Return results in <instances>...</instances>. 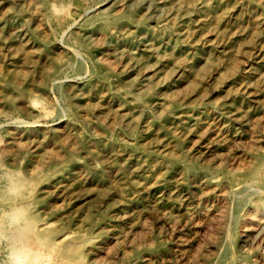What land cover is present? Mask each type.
<instances>
[{"label": "rangeland", "instance_id": "obj_1", "mask_svg": "<svg viewBox=\"0 0 264 264\" xmlns=\"http://www.w3.org/2000/svg\"><path fill=\"white\" fill-rule=\"evenodd\" d=\"M263 147L264 0H0V215L49 264H264Z\"/></svg>", "mask_w": 264, "mask_h": 264}, {"label": "clouds", "instance_id": "obj_2", "mask_svg": "<svg viewBox=\"0 0 264 264\" xmlns=\"http://www.w3.org/2000/svg\"><path fill=\"white\" fill-rule=\"evenodd\" d=\"M0 240L7 255L5 264H49L42 244L35 242L25 210L10 207L0 215Z\"/></svg>", "mask_w": 264, "mask_h": 264}, {"label": "bare ground", "instance_id": "obj_3", "mask_svg": "<svg viewBox=\"0 0 264 264\" xmlns=\"http://www.w3.org/2000/svg\"><path fill=\"white\" fill-rule=\"evenodd\" d=\"M58 7V6H57ZM58 9V8H57ZM61 18V17H60ZM63 18V17H62ZM63 20V19H62ZM260 20V19H259ZM261 20H263V19H261ZM262 22V21H261ZM259 25V24H258ZM251 31V30H250ZM252 32H254V31H252ZM249 34V33H248ZM259 34V33H258ZM257 35V34H256ZM249 36H251V35H249ZM257 38V37H256ZM260 38H261V36H260ZM245 44V43H244ZM247 44V43H246ZM245 49V48H244ZM246 50V49H245ZM221 51V50H220ZM226 51V50H225ZM249 52H250V50H248ZM247 51V52H248ZM219 52V51H218ZM224 52V51H223ZM251 53V52H250ZM247 54H249V53H247ZM217 55H219V54H217ZM226 56V55H225ZM221 57V56H220ZM223 57V56H222ZM215 60H216V58H215ZM214 60V61H215ZM218 60V59H217ZM218 63V62H217ZM215 64V63H214ZM213 64V65H214ZM232 80H233V78H232ZM262 81V80H261ZM227 82H228V80H227ZM232 83H234V82H232ZM237 83H239V82H237ZM241 83V82H240ZM248 85H249V83H247ZM231 85V84H230ZM242 85V84H241ZM240 85V86H241ZM237 86V85H236ZM239 86V87H240ZM263 86V85H262ZM246 87V86H245ZM258 87V86H257ZM262 88V87H261ZM241 90V89H240ZM251 90V89H250ZM239 91V90H238ZM252 91V90H251ZM254 91V90H253ZM237 92V91H236ZM230 93V92H229ZM249 93V92H248ZM252 93V92H251ZM255 93V92H254ZM246 94V93H245ZM228 95V94H227ZM46 108V107H45ZM231 109V108H230ZM239 109V108H238ZM232 113V112H231ZM234 113V112H233ZM230 114V113H229ZM254 116H256V115H254ZM218 117V116H217ZM232 117V116H231ZM235 117H237V116H235ZM234 117V118H235ZM242 119V118H241ZM213 121V120H212ZM238 121V120H237ZM250 121V120H249ZM240 122V121H239ZM207 125V124H206ZM256 125V124H255ZM252 126V125H251ZM206 127V126H205ZM253 127V126H252ZM257 127V126H256ZM204 128V127H203ZM202 128V129H203ZM179 129V128H178ZM212 129V128H211ZM210 129V130H211ZM252 129V128H251ZM257 128H255V130H256ZM185 130V129H184ZM190 132V131H189ZM188 132V133H189ZM258 132V131H257ZM187 132H185V134H186ZM202 133H204L203 131H202ZM201 133V134H202ZM251 133H253V131H251ZM184 134V135H185ZM256 135V134H255ZM254 135V136H255ZM252 136V135H251ZM254 136H252V137H254ZM199 137V136H198ZM194 138H196L197 139V137H194ZM195 139V140H196ZM209 139V138H208ZM256 139V138H255ZM194 140V141H195ZM197 141V140H196ZM199 141V140H198ZM197 141V142H198ZM204 141V140H203ZM213 142V141H212ZM212 142H211V144H212ZM193 143V142H192ZM203 143V142H202ZM159 144V143H158ZM195 144V143H194ZM256 144V143H255ZM202 146V145H201ZM207 146V145H206ZM199 147V146H198ZM191 148V147H190ZM189 148V149H190ZM264 148V147H263ZM205 149V148H204ZM197 150V149H196ZM205 151V150H204ZM208 151V150H207ZM198 153V152H197ZM217 154H218V152H217ZM119 155V154H118ZM196 155V154H195ZM201 155V154H200ZM212 156V155H211ZM225 156V155H224ZM197 157H199V156H197ZM226 157V156H225ZM210 158H212V157H210ZM215 158V157H214ZM143 165V164H142ZM259 167H260V165H259ZM258 167V168H259ZM259 173V172H258ZM254 175V174H253ZM263 175V174H262ZM252 176V175H251ZM250 176V177H251ZM259 177H261V176H259ZM264 177V176H263ZM246 178V177H245ZM249 179V178H248ZM246 180H247V178H246ZM259 180V179H258ZM245 181V180H244ZM257 181V180H256ZM264 181V180H263ZM237 184V183H236ZM240 184V183H239ZM242 184H244V182L242 183ZM241 185V184H240ZM14 186V185H13ZM236 186V185H235ZM160 189V188H159ZM177 189V188H176ZM263 189V188H262ZM224 192V191H226V189L224 190V189H222L221 190V192ZM168 192V191H167ZM173 192V191H172ZM189 192V191H188ZM260 192V194L262 193L261 192V190L259 191ZM64 196V195H63ZM188 197V196H187ZM178 199V198H177ZM219 199H221V198H219ZM224 199V198H223ZM222 199V200H223ZM178 202V201H177ZM224 203H226V202H224ZM222 204H223V202H222ZM221 204V205H222ZM225 206V205H224ZM223 205H222V207H224ZM225 207H227V206H225ZM226 209V208H225ZM224 209V210H225ZM164 211V210H163ZM222 211H223V209H222ZM159 212V211H158ZM217 212H221V211H217ZM225 212V211H224ZM263 212H264V195H259V196H257L255 199H253L252 201H251V203H250V205L246 208V210H245V213H244V218H243V220H242V231H244V233H245V231L247 230V228L248 227H250V225H253L254 227L256 226V225H258V223L260 222V220L262 219V214H263ZM162 213V212H161ZM160 213V214H161ZM214 213V212H213ZM222 213V212H221ZM160 214H159V216H160ZM225 213H223V215H224ZM163 215V214H162ZM215 215H216V213H215ZM219 216H220V213H219ZM218 216V214H217V217H219ZM187 217V216H186ZM214 217H216V216H214ZM186 219V218H185ZM217 219V218H216ZM215 219V220H216ZM184 222V221H183ZM194 222V221H193ZM185 223V222H184ZM190 224H192V223H190ZM258 228V227H257ZM64 229V228H63ZM62 229V230H63ZM257 232H258V235L256 236V238L254 239V242H253V244H255V245H257V246H259V247H264V228L260 225V227L256 230ZM243 233V234H244ZM254 233V232H253ZM69 234V233H68ZM72 234V233H71ZM70 234V235H71ZM251 234V233H250ZM257 234V233H256ZM61 236V235H60ZM76 236V235H75ZM243 236V235H242ZM62 237V236H61ZM60 237V238H61ZM65 237H66V235H65ZM184 237V236H183ZM244 237V236H243ZM252 237V236H251ZM62 239H63V237H62ZM61 240V239H60ZM60 240H58V241H60ZM186 240V239H185ZM51 241V240H50ZM68 241V240H67ZM178 241V240H177ZM187 241V240H186ZM52 242V241H51ZM57 242V241H56ZM185 242V241H184ZM250 242V241H249ZM39 243V242H38ZM67 244V243H66ZM52 245V244H51ZM59 245V244H58ZM69 245V244H68ZM73 245V244H72ZM56 246V245H55ZM61 246H63V245H61ZM174 246V245H173ZM214 246V245H213ZM48 247H49V245H48ZM64 247V246H63ZM66 247H68V246H66ZM176 247V246H175ZM179 247V246H178ZM187 247V246H186ZM249 247H250V245H249ZM55 248V247H54ZM65 248V247H64ZM174 248V247H173ZM48 249V248H47ZM249 249V248H248ZM64 250V249H63ZM67 250V249H66ZM251 250V249H250ZM262 250V249H261ZM206 253V252H205ZM7 255V254H6ZM169 255V254H168ZM94 256V255H93ZM153 256V255H152ZM162 256V255H161ZM180 256V255H179ZM95 257V256H94ZM181 257H182V255H181ZM207 257V256H206ZM239 258V257H238ZM258 259H262V258H258ZM158 261V260H157ZM198 261H201V260H198ZM261 261V260H260ZM202 262H204V261H202ZM263 262V261H262ZM4 263V262H3ZM236 264V263H235Z\"/></svg>", "mask_w": 264, "mask_h": 264}]
</instances>
